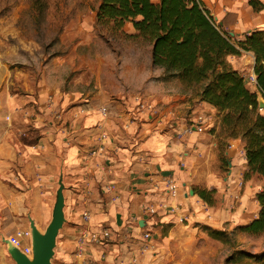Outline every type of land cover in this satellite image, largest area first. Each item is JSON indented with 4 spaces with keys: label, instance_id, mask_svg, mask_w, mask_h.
Here are the masks:
<instances>
[{
    "label": "crops",
    "instance_id": "obj_1",
    "mask_svg": "<svg viewBox=\"0 0 264 264\" xmlns=\"http://www.w3.org/2000/svg\"><path fill=\"white\" fill-rule=\"evenodd\" d=\"M203 1L237 39L264 29V10L255 12L249 0ZM124 30L135 32L131 22ZM245 59L253 68L252 53L227 58L240 72ZM105 67L101 62L93 93L54 89L39 99L0 86V264H16L6 241L30 230V220L45 231L60 182L65 222L55 255L62 264H197L190 255L209 251L201 226L225 230L257 217L263 181L244 180V142L228 141L226 175L215 164L222 139L215 107L163 82L155 89L146 70L136 77L121 70L117 86L108 87ZM198 113L206 116V130L186 131ZM104 133L103 151L92 154ZM169 181L177 185L174 194ZM195 189H216V203L207 204ZM22 242L31 247V238Z\"/></svg>",
    "mask_w": 264,
    "mask_h": 264
},
{
    "label": "rangeland",
    "instance_id": "obj_2",
    "mask_svg": "<svg viewBox=\"0 0 264 264\" xmlns=\"http://www.w3.org/2000/svg\"><path fill=\"white\" fill-rule=\"evenodd\" d=\"M100 1L0 0V86H8L11 93H28L39 99L46 98L49 90L54 89L93 93L100 64L105 61L108 87L117 86L114 76L121 70L130 77L146 70L157 90L163 82L180 94H195L185 89L177 77L151 64L149 42L137 37H108L95 23ZM241 74L247 87L257 92L254 65L252 68L248 59L243 61ZM129 84L135 86L136 79ZM258 99L260 109V102L264 104L259 92ZM260 111L264 114V107ZM227 150V144L220 146L215 163L223 176L229 167ZM209 228L200 227L210 237L209 251L190 255L197 264H264L260 261L264 255V234L244 236L236 227L227 226L220 230L224 233L220 238H213ZM16 238L24 247L22 241L27 238L17 234ZM51 264L62 263L54 254Z\"/></svg>",
    "mask_w": 264,
    "mask_h": 264
},
{
    "label": "trees",
    "instance_id": "obj_3",
    "mask_svg": "<svg viewBox=\"0 0 264 264\" xmlns=\"http://www.w3.org/2000/svg\"><path fill=\"white\" fill-rule=\"evenodd\" d=\"M249 5L255 12L264 10L259 0H249ZM128 22L133 25V34L124 30ZM95 23L108 37H137L152 44L153 65L177 77L196 98L218 110L220 146L229 140L244 142V180L257 176L263 188L256 194L260 206L257 217L235 229L250 236L264 234V114L258 99V92L264 99V29L238 39L229 36L203 0H101ZM244 53L254 55L257 92L247 87L241 72L227 60L230 55L240 57ZM195 192L214 205L216 189ZM209 230L213 238L224 234ZM260 261L264 263V255Z\"/></svg>",
    "mask_w": 264,
    "mask_h": 264
},
{
    "label": "water",
    "instance_id": "obj_4",
    "mask_svg": "<svg viewBox=\"0 0 264 264\" xmlns=\"http://www.w3.org/2000/svg\"><path fill=\"white\" fill-rule=\"evenodd\" d=\"M231 36L234 33H229ZM264 104V100H263ZM260 102V109H262ZM64 185L59 183V188L56 194V202L53 208L52 219L44 232H41L34 221L30 220V233H31V249L32 255H26L23 250L13 244L11 240H7L8 252L14 259L16 264H51L52 258L55 254L56 239L60 229L65 222L64 215ZM193 194L194 191L191 190Z\"/></svg>",
    "mask_w": 264,
    "mask_h": 264
},
{
    "label": "built area",
    "instance_id": "obj_5",
    "mask_svg": "<svg viewBox=\"0 0 264 264\" xmlns=\"http://www.w3.org/2000/svg\"><path fill=\"white\" fill-rule=\"evenodd\" d=\"M254 79H255V75H254ZM100 112H101L102 116L108 115V110L106 107L100 108ZM205 130H206V116L204 114H200V113L195 115V117L191 120L190 125H188V127L186 129V131H195L198 133H202ZM107 136H108L107 133H104L101 135V138L99 139V144L96 147H93L90 151L92 154L100 153L103 151V144L101 143V141H103V139H106ZM167 188H168V191L170 193L174 194L176 192L177 185L174 181H169ZM147 212L154 214L156 212V210L152 207H150V208L148 207ZM84 217L86 219H88L89 214L88 213L85 214ZM17 236L19 238L26 237L28 239V238H31V233H30V230L29 231H19V232H17ZM87 236H88V234H86V233L83 234L81 241H80V244L85 243V239L87 238ZM149 236H150L149 233L144 234V237L146 239L149 238ZM91 240L97 241L98 239H96L95 237H91ZM11 241L13 242L14 245L21 248L26 255H28V256L32 255V249L30 246H24L23 247L21 245L20 241L18 240V238L11 240Z\"/></svg>",
    "mask_w": 264,
    "mask_h": 264
}]
</instances>
